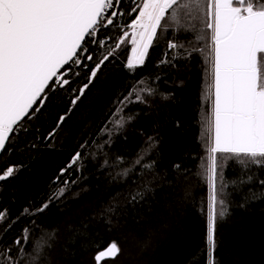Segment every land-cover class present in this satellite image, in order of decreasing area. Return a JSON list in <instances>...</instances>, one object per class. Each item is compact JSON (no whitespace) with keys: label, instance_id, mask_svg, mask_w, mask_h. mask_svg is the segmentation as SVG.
Returning a JSON list of instances; mask_svg holds the SVG:
<instances>
[{"label":"trees","instance_id":"trees-1","mask_svg":"<svg viewBox=\"0 0 264 264\" xmlns=\"http://www.w3.org/2000/svg\"><path fill=\"white\" fill-rule=\"evenodd\" d=\"M140 2L122 0L117 12L125 14L97 34L99 48L90 45L94 60L103 61L96 78L88 79L93 61L75 65L77 75L65 74L70 86L57 83L45 107L20 122L26 130L0 163L16 169L0 181V209L13 221L0 231V247L15 253L20 239L29 254L21 264L31 261L36 241L43 250L35 264H96V253L112 241L121 251L102 264H210L212 255L215 264H264V167L232 158L221 173L217 154L227 213L217 219L214 253L207 240L211 44L170 27L158 31L143 66L128 69L138 13L131 8ZM134 85L155 90L140 93L147 103L135 101V93L134 102L124 100ZM118 116L132 119L118 127ZM77 152L81 159L61 174Z\"/></svg>","mask_w":264,"mask_h":264},{"label":"snow or ice","instance_id":"snow-or-ice-1","mask_svg":"<svg viewBox=\"0 0 264 264\" xmlns=\"http://www.w3.org/2000/svg\"><path fill=\"white\" fill-rule=\"evenodd\" d=\"M120 6L121 0H0V163H4L17 134L26 130L20 122L26 117L32 119L45 107L57 83L70 86L71 76L65 74L77 75L75 65L86 66V61H93L88 79L96 78L103 61L94 60L95 49L90 45L100 47L102 40L96 36L102 35L101 29L106 26H115V17L125 14L117 12ZM137 9L130 25L131 57L126 61L130 70L143 66L158 31L163 33L170 27L174 31H192L196 41L211 44V104L206 114L209 157L204 171L210 186L207 240L214 253L217 219L222 220L227 213L222 175L218 189L217 154L221 173L232 158L245 167H264V0H141L131 11ZM168 47L176 48L177 44L170 40ZM143 84L145 81H138V85ZM154 91L134 85L124 100L134 102L135 93V101L147 103L140 93L151 96ZM75 102L74 99L72 103ZM120 111L118 108L117 113ZM63 119L60 117V122ZM131 119L118 116L115 124L123 127ZM80 159L77 152L61 174ZM15 171L14 165L5 164L0 169V181L13 177ZM63 194L64 188H60L56 195ZM141 195L138 192L132 199ZM47 207L43 204L34 214ZM12 223L10 217L6 218V210L0 209V231ZM29 240V230L25 228L24 244ZM14 244L15 253L7 245L0 247V264H21L29 255L20 239ZM42 250L43 244L36 241L35 254L26 264H35ZM120 251L117 242L112 241L96 253L94 260L96 264L114 260ZM210 264H215L214 255Z\"/></svg>","mask_w":264,"mask_h":264},{"label":"built area","instance_id":"built-area-1","mask_svg":"<svg viewBox=\"0 0 264 264\" xmlns=\"http://www.w3.org/2000/svg\"><path fill=\"white\" fill-rule=\"evenodd\" d=\"M122 1V0H121ZM113 2L115 3V0H113ZM119 8H117L116 10H118ZM109 11H111V10H109Z\"/></svg>","mask_w":264,"mask_h":264},{"label":"rangeland","instance_id":"rangeland-1","mask_svg":"<svg viewBox=\"0 0 264 264\" xmlns=\"http://www.w3.org/2000/svg\"><path fill=\"white\" fill-rule=\"evenodd\" d=\"M131 32H132V29H131V31H130V33H129L130 35H131ZM210 104H211V101H210Z\"/></svg>","mask_w":264,"mask_h":264}]
</instances>
